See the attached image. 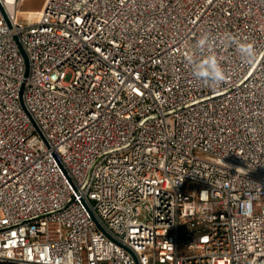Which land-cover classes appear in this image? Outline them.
Instances as JSON below:
<instances>
[{"label":"built area","instance_id":"2783aa9c","mask_svg":"<svg viewBox=\"0 0 264 264\" xmlns=\"http://www.w3.org/2000/svg\"><path fill=\"white\" fill-rule=\"evenodd\" d=\"M24 2L0 0V264H264V0Z\"/></svg>","mask_w":264,"mask_h":264},{"label":"clouds","instance_id":"9594fccd","mask_svg":"<svg viewBox=\"0 0 264 264\" xmlns=\"http://www.w3.org/2000/svg\"><path fill=\"white\" fill-rule=\"evenodd\" d=\"M224 42L235 43L231 37H225ZM210 48L214 49L212 37L207 33L202 34L196 41L195 47L190 50L187 59L193 70V76L207 86L214 88L226 82L228 75L213 51L209 50ZM237 50L242 59L250 63L255 62L256 51L251 43L239 42L237 43Z\"/></svg>","mask_w":264,"mask_h":264},{"label":"crops","instance_id":"0c3cea01","mask_svg":"<svg viewBox=\"0 0 264 264\" xmlns=\"http://www.w3.org/2000/svg\"><path fill=\"white\" fill-rule=\"evenodd\" d=\"M47 0H25L22 3L23 9L20 8V14L26 15L28 19H31V16H37L43 9Z\"/></svg>","mask_w":264,"mask_h":264},{"label":"rangeland","instance_id":"374dc122","mask_svg":"<svg viewBox=\"0 0 264 264\" xmlns=\"http://www.w3.org/2000/svg\"><path fill=\"white\" fill-rule=\"evenodd\" d=\"M20 8L23 9V6L21 5ZM31 17H32L31 19H33V20H35V19L37 18L36 15H35V16L33 15V16H31ZM20 19H21V21H26V20H28V18L26 17V15H23V14H20ZM193 188H194V185H192V184H188V185L186 186V191H187V192H191V191L193 190Z\"/></svg>","mask_w":264,"mask_h":264},{"label":"water","instance_id":"95a60500","mask_svg":"<svg viewBox=\"0 0 264 264\" xmlns=\"http://www.w3.org/2000/svg\"><path fill=\"white\" fill-rule=\"evenodd\" d=\"M4 16H5V18L7 19V17H6V15H5V13H4Z\"/></svg>","mask_w":264,"mask_h":264},{"label":"trees","instance_id":"16d2710c","mask_svg":"<svg viewBox=\"0 0 264 264\" xmlns=\"http://www.w3.org/2000/svg\"><path fill=\"white\" fill-rule=\"evenodd\" d=\"M5 264H11V263H5Z\"/></svg>","mask_w":264,"mask_h":264}]
</instances>
